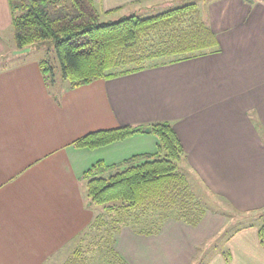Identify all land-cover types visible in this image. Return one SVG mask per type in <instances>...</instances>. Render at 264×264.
<instances>
[{
    "label": "crops",
    "instance_id": "obj_1",
    "mask_svg": "<svg viewBox=\"0 0 264 264\" xmlns=\"http://www.w3.org/2000/svg\"><path fill=\"white\" fill-rule=\"evenodd\" d=\"M159 1L94 4L112 22ZM207 4L200 16L217 53L72 89L58 76L50 83L45 60L31 55L43 50L17 47L10 0H0V264H68L78 251L91 264L110 244L127 264H264V1ZM156 122L173 125L189 175L241 218L208 209L197 226L169 219L155 235L99 227L105 209L89 199L85 173L155 154L159 139L138 134L94 150L72 142Z\"/></svg>",
    "mask_w": 264,
    "mask_h": 264
},
{
    "label": "trees",
    "instance_id": "obj_2",
    "mask_svg": "<svg viewBox=\"0 0 264 264\" xmlns=\"http://www.w3.org/2000/svg\"><path fill=\"white\" fill-rule=\"evenodd\" d=\"M10 6L17 47L54 49L62 77L72 89L219 51L216 35L201 20L197 4L117 22L101 21L94 0H21L18 4L10 0ZM41 68L45 74L53 72L47 61ZM138 134L157 137V153L132 156L114 165L97 162L84 175L89 199L108 212L111 224L118 226L116 233L133 225L144 235H155L169 219L197 226L208 208L179 170L187 155L170 122L98 130L71 145L94 150ZM259 238L264 247V222ZM106 248L110 264H127L112 244ZM68 264H85L83 254L78 251Z\"/></svg>",
    "mask_w": 264,
    "mask_h": 264
},
{
    "label": "rangeland",
    "instance_id": "obj_3",
    "mask_svg": "<svg viewBox=\"0 0 264 264\" xmlns=\"http://www.w3.org/2000/svg\"><path fill=\"white\" fill-rule=\"evenodd\" d=\"M20 1L21 0H13V2H15L17 4L20 3ZM165 1L166 0H163L164 3H162V4H159L160 3V1H159L156 6H153V7L149 6V8L147 7L149 3H145L142 8L135 7V8H133V10H129L128 12H131V13L127 16L129 17V16H131V15L133 16V14H135L136 16H138L140 18H149V17L161 14L163 12H166V11H169L172 9H177V8L183 7L187 4H197L199 6L200 10L202 9V11L204 12V9L206 10L207 5H208L207 1H209V0H183V1L182 0H172L171 2H169L171 4L165 3ZM119 20H120V18L115 17L112 22H117ZM101 21H103V20L101 19ZM11 37L12 36L10 34L8 36L10 43L12 41ZM31 55H32V57L39 58L41 61L45 60V61L50 63V65L53 68V72L49 74L50 83L52 82L53 76H58L61 79H64L62 77L60 62L58 61V58H57V55H56V52L54 49H52V48L47 49L46 48L43 51H35ZM17 59H19V58H17ZM65 82L67 84H69L68 81H65ZM179 170H180V172L187 175L189 183H190L194 193L196 194L197 199H199L208 209L220 210L219 212H222V211H225V209H228L229 211L232 212L231 214L233 216H236L234 218H241V216L239 214L233 213V210H231L229 208L230 206L226 205V202L223 199L215 197L212 194H210L209 192H207L204 189L203 185L198 180L196 175H193L192 172L189 175L188 171L186 170L185 163L180 164ZM103 215H104V218L98 219V222L100 223L103 220L105 222V225H101V226H103V228L105 230L110 232L112 234V236L115 235L116 234L115 228L118 226H113L111 224V219H110L111 216L108 215V212L106 210H105V213ZM252 217H254V216H252ZM248 219L251 220L253 218H248ZM95 235L97 238H94L93 242L98 245L99 243L97 241H99L100 236L96 233H95ZM94 257H96L97 259L94 260V262L91 264H110V256L108 255V249L107 248L104 251V253H102V254L101 253H98V254L95 253Z\"/></svg>",
    "mask_w": 264,
    "mask_h": 264
}]
</instances>
